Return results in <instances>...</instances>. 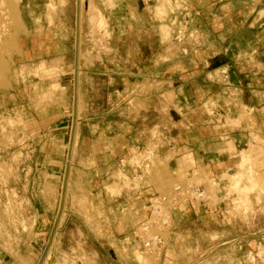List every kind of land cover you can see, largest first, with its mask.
Segmentation results:
<instances>
[{"label": "rangeland", "instance_id": "1", "mask_svg": "<svg viewBox=\"0 0 264 264\" xmlns=\"http://www.w3.org/2000/svg\"><path fill=\"white\" fill-rule=\"evenodd\" d=\"M29 1L32 3L27 7L26 0H0V108L9 107L11 110L15 106L12 101L8 104L1 96L12 98L14 87L19 85H14V82L21 81V91L17 88L16 92L17 98H21L22 107L27 109L30 103H35L37 108L49 106L54 110L50 117L52 124L68 127L67 153L63 159L52 157L43 162L45 154L50 155L52 152V155H58V148H36L35 142L44 136L43 117L36 116L33 119L15 116L12 112L1 115L0 110V210L2 204L8 203L7 212L4 210L0 213L4 215L0 216V264H264V188L248 189L251 186L252 166L251 162L243 163L244 154L253 152L254 143H250L248 150L240 149L242 151L239 152L231 140L226 139L228 133H224L221 140L229 142V148H220L219 153L229 152L238 156L240 154L241 157L238 169L225 175L230 181L229 194L239 197L233 203L243 205L244 212H247L248 205H260V226L228 228L216 223L212 229L216 233H212L211 229H198L196 232L187 227L183 232L177 231L178 255L173 254V248L169 245L162 258L159 254L146 253L141 242L134 238L139 223L148 214L150 194L170 193L177 180H195L196 175L204 173L208 177L207 181H195L203 183L210 196L218 199L220 187L216 176L210 171L205 172L199 166L178 174L174 165L176 159L182 160L184 156L193 159L189 149L182 151L184 145L174 147V144L178 135L184 136L182 141H192L187 140L185 134H196L193 131L185 133V129L189 130L188 127L196 123L202 124L208 113L213 116L211 120L214 125L236 126L241 120L237 111L240 106V88H247V102H252V89L257 90L264 105V0H149L147 3L145 0H114L110 6L105 4V0H82L83 3L80 0ZM89 4L95 6L94 11L96 8L100 11L99 26L92 22L94 11L89 8ZM25 10L38 18L32 22L33 32L25 21ZM81 12L80 33L77 19ZM90 27L106 29L105 52L99 51L95 45L94 50H91L92 44L85 43L82 32ZM17 63L39 64L32 68L33 74H29L24 72V67L18 70ZM46 63H75V68L48 67ZM89 64H97L89 76L105 77L106 82L97 86L100 92L94 96L91 94L92 99L108 98L110 76L117 82L111 85V100L116 104L123 101L121 107L136 111L146 107L155 109L157 105L161 108L162 115L149 117L148 133L142 130L146 129V117L113 118L118 124L132 123L133 130L127 131V126H122L121 131L117 132L120 143L124 144L118 148V160L129 152V166L125 169L129 173L123 171L125 167L119 162L115 167L112 166L113 177L103 174L94 179L92 176L84 177L82 172L83 165L94 166L92 157L98 151L92 146L81 149L77 146L78 141L83 140V136L79 138L78 121L79 117H84L78 116L74 109L78 112L83 110L84 100L79 85L81 66ZM62 74L67 75L63 81L59 79ZM156 76L162 78L159 84L153 80ZM144 77L150 78V81L142 85ZM46 79L47 83L41 82ZM141 89L153 93L147 105L142 100ZM64 109L68 111L65 118L62 116ZM88 120L92 123L91 119ZM259 121L264 135V112L259 116ZM157 123L160 125L158 128ZM56 130L51 136L54 140L60 134ZM157 134L161 135L158 138V146L163 149L161 153L154 152L156 141L150 140L151 136L157 137ZM206 134L199 133L201 137ZM125 135L129 142L122 143ZM142 135L144 139L146 136L150 138L149 147L141 145ZM256 136L263 143L261 146L255 140L259 154L253 162L260 158L263 162L253 164L255 170L262 171L264 156L260 154L261 148H264V138ZM38 153L42 155L40 158ZM187 157H184L185 161H188ZM36 170V176L39 175L37 185L41 187H44L41 183L43 177L47 176L45 184L50 186L55 180V171L58 176L65 174L61 184L63 190L66 191L68 185V193L73 190L79 192V196L74 198L78 208L74 206L71 214L84 222H79L81 226L77 223L78 232L68 225L69 241L65 246L61 245L56 236L59 222L66 217L61 205L58 223L47 247L44 243L36 245L37 249L30 246L26 251L17 232L32 233L34 221L25 222L26 214H15L14 207L28 198L25 192L34 185L30 179ZM73 172L74 176L77 172L78 178L69 181ZM235 175L240 178L234 183L231 179H235ZM161 176L173 181L169 192L160 189ZM128 189L137 193L123 196ZM98 194L113 200L117 198L116 206L105 202L109 212L98 210L100 202L95 201ZM104 205H101L102 208H106ZM239 214L242 219L247 218L243 211ZM237 232L244 233L246 238L239 254V263L235 259L238 256L237 249L231 243L223 246L227 252L214 254V261L210 259L207 244L198 251L191 250L190 240L194 238L206 241L211 235L234 237ZM165 234L167 238L172 236L169 230ZM135 246L143 250L147 259L135 254ZM98 248L105 258L100 254L98 256L95 251ZM58 250L60 253H57Z\"/></svg>", "mask_w": 264, "mask_h": 264}, {"label": "crops", "instance_id": "2", "mask_svg": "<svg viewBox=\"0 0 264 264\" xmlns=\"http://www.w3.org/2000/svg\"><path fill=\"white\" fill-rule=\"evenodd\" d=\"M28 2L27 7H29V4L32 3L29 0H26ZM260 3H258L259 5ZM257 14L253 17L256 19ZM26 23H28V27L30 31L33 29V20L37 21L38 18H35L32 16L31 12H28L25 10V15H24ZM36 24V23H35ZM32 30L31 32H33ZM46 50V49H44ZM39 63H17V68L20 70V68L24 67L25 71L29 74H33V67ZM75 63H46L48 67H52L53 65L56 67H59L60 69H69L70 67L75 68ZM97 64H89V65H82V75L80 77V82L79 85L81 86V92H82V98L84 100V107L82 112L75 111L74 112L78 116H83L84 118H80L78 121V124L80 126L79 130V138L83 136V140H79L77 146L79 149L82 147H95L98 148V151L96 154L93 155L92 159L94 162L93 167H88L84 166V170H82L84 177H93L94 179L96 177L100 178L99 176L103 174H108L109 176L113 177V170L112 166L115 167L118 162L119 164H122L125 168H123L124 172H128L127 167L129 166L127 163H129L127 159V154L129 152L127 151L122 158L118 160V148L123 146L124 144L120 143V140L118 139V134L117 132L121 131L122 126H127L126 130L129 131L133 130L132 129V123L131 121H128L127 123L123 124H118L116 121L113 120L114 117L118 116H123V118L127 116H141V117H146V129H142L145 132H149L148 127L150 124L149 117L152 115H162L161 108L159 109V105H157V108L155 109H150L148 107L140 109L139 113L136 111V109H124L121 107V104H123V101H121L119 104H116L111 100V85L114 83L116 84L117 82L115 81L114 77H108L109 81V93H108V98H104L102 100L98 99H92L91 94L96 95L97 93L99 94L100 92V84L106 83L105 82V77L100 76H89V74L93 73V69H95ZM67 75L62 74L59 76V79L63 81V78H65ZM71 76V75H70ZM49 80V78H47ZM47 79L45 81H41L42 83H47ZM144 79V82L141 83L146 84L149 83L150 78H142ZM162 79V78H161ZM159 76H156L154 82H157L158 84L160 83ZM74 79L72 78L71 81ZM104 81V82H103ZM21 81H15V84H19ZM69 83V82H68ZM127 84V82H126ZM16 86L14 87V94L12 98L5 97L2 95L1 97L7 101L8 104L11 103L14 104L10 110L9 107L7 108H0L1 110V115L7 113V112H12L13 115L15 116H25V117H32L33 119H36V116L41 118L43 117L42 121H44L43 127V132L44 136L42 139H39L35 142L36 148L40 149H45L47 147H53V148H58V155H52V152H50V155L45 154L43 162H46L47 160H51L52 157L54 158H60L63 159V157L66 155V149H67V143H66V136L68 134V127L66 125H60V124H55L53 125L50 117L53 115L54 110L51 109V107H44V108H37L35 103H30V106L27 107H22L21 105V98H17V92L16 89L19 88L21 91L20 87ZM130 88V86H128ZM22 88V87H21ZM142 88V87H141ZM247 89V88H246ZM244 88H240L238 92V102L240 103V106L237 108L238 114H239V119L240 122L235 126V125H214L213 120H211L213 117L210 113L206 114V120L202 123H196L194 125H190L188 127L189 130L185 129V133L189 131H193L195 135H186L187 140H192L189 143L186 142V140L182 141V138L184 136H177L178 140L177 142L175 141L174 147L184 145L182 148L184 151L185 149H189L191 151V156L193 160H190L189 157L184 156L185 158L187 157L188 161H185L186 159L183 157L181 159H176L174 162V165H176V169L179 173H187L189 170H192L195 167H201L205 172L210 171L214 176H216V179L218 181V187H220L218 191V205L215 207H212L211 209H207L205 207H199V206H191L187 202H183L182 205L179 207L180 210H178L175 213L174 217V228L176 230V233H180L185 231L187 227L190 229H194L196 232L198 229H213L215 227V224H219L221 226H225L228 228H256L260 226V211L261 207L258 204H251L248 205L247 212H244V206L240 205L237 206L236 202L233 203L234 200H238L239 197H234L236 194L230 195V181L225 177V175L232 174L233 171L238 169V165L241 162V157L240 154L238 155H233L229 152H222L219 153L218 149L228 147L229 142H224L222 135L224 133H228V137L226 139H230L231 143L238 149L239 152L242 150H248L250 143L255 144V136L256 135H261L264 138V135L262 134V127L259 121V116L261 115L262 112H264V105L261 103V94L257 92L254 88L251 91V96H252V102H247L245 100L246 95L248 90ZM158 90V89H157ZM114 91V90H112ZM141 97L143 101H146L145 104L147 105V102L149 100V96L153 93H150L148 90L147 91H142L141 89ZM30 100V99H29ZM256 101V102H255ZM65 110V109H64ZM62 111V116L64 118L67 116L68 111ZM64 114V115H63ZM85 117H91V118H85ZM88 119L92 120V123L87 122ZM238 119V118H237ZM31 120V118H30ZM89 121V120H88ZM127 121V120H126ZM51 122V123H50ZM87 122V123H85ZM62 123V122H60ZM143 125V124H142ZM55 126V127H54ZM83 126V127H81ZM156 127H160V125L157 123ZM84 128V129H83ZM192 128V129H191ZM57 129V130H56ZM56 130L60 134L57 136V139L51 138L53 136V131ZM125 130V131H126ZM84 131V133H83ZM220 131L219 135L216 134ZM144 132V133H145ZM183 132V130H182ZM200 132H205L207 133L206 136L204 135L201 137L199 135ZM211 133V134H208ZM143 133V132H142ZM143 133V134H144ZM215 133V135H212ZM127 135H125V139L122 140V143L129 140L126 138ZM161 135L157 134V137L154 135L153 137L151 136V139L146 136V139H144L143 135L140 137L141 140V145L144 147H149V139L152 141H156V149L154 152L156 153H161L163 152V149L159 145L158 138ZM217 136V137H214ZM155 143V142H154ZM173 146V145H172ZM125 148V147H124ZM242 149V150H240ZM42 151V150H40ZM180 151L179 153H182ZM48 153V152H47ZM56 153V152H55ZM38 157L42 156L40 153H38ZM180 155V154H179ZM39 157V158H40ZM78 159L81 158V156H77ZM184 160V161H183ZM32 163V162H31ZM185 163V164H184ZM188 170V171H187ZM187 171V172H186ZM129 173V172H128ZM38 174V171L36 170L31 177V182L34 183V187L30 186L25 192V195L28 196L27 199H23V203H17L16 206L14 207L15 209V214H20L23 213L22 215L26 214V218H24V221L30 220L34 221V227L32 230V233L29 231L23 232L19 231L17 232V235L19 236L20 243L23 245L25 250H28V247L32 246L33 248H36V245H45L47 247V244L52 237V232L54 228L57 226V215L60 210L61 205H63L64 210L66 212L65 214V219L59 222V232L57 238L58 241L61 245L65 246L68 239V230L67 226L72 225L76 231L78 232V224L79 222H84L83 219H80L72 215L71 212L72 210L74 211V206L75 208H78L77 205L78 203L74 199L75 197L79 196V192L76 193V191L73 190V192L68 193V185L66 191L63 190V187L61 184H63V181L65 180V174L63 176H58V173L55 171V174H53V178H55L54 182L51 183L50 186H47L45 184L46 182V177H43V180L41 185L38 184V180L36 176ZM77 175V172H75ZM80 174V173H78ZM74 176V172L71 173L69 176V181H72L74 178H78ZM49 176V173H48ZM61 181H60V179ZM86 179V178H85ZM60 181V183H59ZM33 187V188H32ZM38 187V188H37ZM76 193V194H75ZM129 193H137V191L133 190H125L123 193V196L128 195ZM24 195V194H23ZM153 195V194H150ZM65 196V197H64ZM122 196V197H123ZM64 197V199H63ZM112 197V196H111ZM117 198L110 199L107 196L104 197L103 195H96L95 201H99L100 205H98V210L104 209L106 212H109V208L104 205L106 203H113L112 206H116ZM111 201V202H110ZM23 204V205H21ZM106 206V208H102L103 206ZM148 204V201H147ZM7 206L8 203L2 204V209L0 210V213L2 211L7 212ZM148 208V206H147ZM80 210V209H79ZM95 210V209H94ZM183 210V211H182ZM4 211V212H5ZM77 211V210H75ZM93 211V209H91ZM243 215L247 214L246 219H242L240 217V212ZM232 215H231V213ZM234 214V215H233ZM4 216L3 214H1ZM0 215V216H1ZM25 221V222H26ZM241 222V223H240ZM80 224V223H79ZM81 226V224H80ZM83 226V225H82ZM178 231V232H177ZM214 231L212 230V233ZM219 232V231H218ZM217 232V233H218ZM216 233V232H214ZM66 237V239H65ZM245 237L244 233L242 232H237L234 237H225L223 235H217V236H212L209 237L206 241H200L198 238H194L190 240V246L192 251H198V249H203V246L207 244L208 247L207 251L209 252L210 259L214 261V254L218 253H224L227 252V249L223 248V246L227 244H233L235 245V248L237 249L238 256L235 258L237 262L239 263L240 257L239 254L245 244ZM179 242V240L177 241ZM177 242L173 244L171 247L173 248V254L176 253L178 255V247H177ZM202 247V248H201ZM42 248V247H41ZM96 253L102 256V258H105L104 253L100 248L95 250ZM57 253H60L58 250ZM199 253V252H198ZM212 264H217L213 262ZM240 264V263H239Z\"/></svg>", "mask_w": 264, "mask_h": 264}, {"label": "built area", "instance_id": "3", "mask_svg": "<svg viewBox=\"0 0 264 264\" xmlns=\"http://www.w3.org/2000/svg\"><path fill=\"white\" fill-rule=\"evenodd\" d=\"M82 37L85 43L92 44L91 50H94L93 45H95L99 51H106V29L86 28L82 32ZM183 202H187L192 207L199 206L207 209L218 205V201L210 196L206 186L195 180L175 184L168 194L151 195L148 200V214L134 232V238L141 242L145 251L155 255L160 252L162 258L166 255L165 250L179 240L174 228V217ZM168 230L171 231L170 238H167L165 234Z\"/></svg>", "mask_w": 264, "mask_h": 264}, {"label": "bare ground", "instance_id": "4", "mask_svg": "<svg viewBox=\"0 0 264 264\" xmlns=\"http://www.w3.org/2000/svg\"><path fill=\"white\" fill-rule=\"evenodd\" d=\"M82 3H83V1L82 0H80ZM105 2V4L107 5V6H110V5H113L114 4V0H105L104 1ZM85 3V2H84ZM87 3V2H86ZM76 4H78V1H77V3ZM94 4V3H93ZM81 6V5H80ZM89 6V8L91 9V10H93L94 11V8H95V6H93V5H91V4H89L88 5ZM78 7V6H77ZM94 7V8H93ZM86 8H88L87 6H86ZM78 9V8H77ZM81 10V9H80ZM78 12V11H77ZM76 12V14H78ZM83 12V11H82ZM82 12H81V14H79L78 15V21H79V28H80V33H81V29H82V17H83V14H82ZM76 17H77V15H76ZM93 18V20H92V22H93V24L95 25V26H97V24H98V26L100 25V23L98 22L99 21V19H100V11H99V9L97 10V8H96V11H94V13H93V16H92ZM92 25V24H91ZM76 26H77V24H76ZM77 28V27H76ZM96 29V28H95ZM77 30V29H76ZM79 32V31H78ZM78 42V41H77ZM78 44V43H77ZM79 46V45H78ZM80 49V48H79ZM78 52V51H77ZM81 53V52H80ZM78 55H79V53H78ZM80 56V55H79ZM87 56V55H86ZM91 56H93L92 54H91ZM87 57H89V56H87ZM79 68V67H78ZM78 81V80H77ZM78 96V95H77ZM77 136V135H76ZM75 137V136H74ZM255 138V140H257L258 141V143L257 144H259V142L261 143V146H262V141L261 140H259L258 138H257V136H255L254 137ZM75 139V138H74ZM254 140V141H255ZM257 146V145H256ZM261 146H260V148H261ZM252 147H254V150H253V152H251L250 154H244V156H243V163H247V162H251V166H252V168H251V175H250V181L251 182H249V183H251V186H249L248 187V189L250 188V189H252V188H255V187H259V188H264V170H262V171H260V170H255V166H254V164L255 165H258L259 163L261 164L262 162H263V159H261L260 158V160L259 161H257L256 160V162L254 163L253 161H255V158H256V156L259 154L257 151H256V148L258 147H255V144L254 145H252ZM259 148V147H258ZM252 150V149H251ZM258 150V149H257ZM73 151V150H72ZM72 154V153H71ZM260 156H264V148L262 147L261 148V154H260ZM258 158V157H257ZM264 158V157H263ZM259 159V158H258ZM258 162V164H256ZM254 163V164H253ZM160 167V166H159ZM165 167V166H164ZM163 166H162V168H164ZM162 168H160V169H162ZM204 174V173H203ZM203 174H200L199 176L198 175H196V179L195 180H206L207 181V179H208V177L206 176V175H203ZM194 175V176H195ZM237 176H239V175H237ZM236 175L235 176H233V178H235V179H231V181H233L234 180V183H235V180L238 178H240V177H237ZM163 176H161V178H162ZM166 177H168V176H166ZM165 177H163L161 180H162V183L159 185V187H160V189L164 192V191H168L169 192V188L171 187V184L173 183V181H171V180H168V179H164ZM172 179V178H171ZM237 179V180H238ZM237 180H236V182H237ZM175 181V180H174ZM187 181H189L188 179H185V178H183L182 179V181H180V180H177L176 181V183H174L173 184V187L175 186V184H178L179 182L180 183H184V182H187ZM172 182V183H171ZM208 182H209V180H208ZM250 185V184H249ZM172 189L173 188H171V191H172ZM254 190V189H253ZM170 191V192H171ZM166 194H167V192H166ZM162 195H164V194H162ZM143 251V250H142ZM141 251V248L139 247V246H135L134 247V252H135V254L136 255H138V256H143L144 257V254H143V252ZM146 253H148L147 251H145ZM148 254H150V253H148ZM157 254H159V255H161L160 254V252L159 253H157ZM144 259H147V257H144ZM149 259V258H148Z\"/></svg>", "mask_w": 264, "mask_h": 264}]
</instances>
